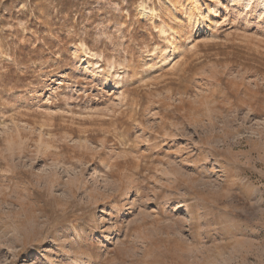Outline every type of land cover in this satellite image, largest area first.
Segmentation results:
<instances>
[{
  "label": "rangeland",
  "instance_id": "obj_1",
  "mask_svg": "<svg viewBox=\"0 0 264 264\" xmlns=\"http://www.w3.org/2000/svg\"><path fill=\"white\" fill-rule=\"evenodd\" d=\"M204 1L0 0V264H264V0Z\"/></svg>",
  "mask_w": 264,
  "mask_h": 264
},
{
  "label": "bare ground",
  "instance_id": "obj_2",
  "mask_svg": "<svg viewBox=\"0 0 264 264\" xmlns=\"http://www.w3.org/2000/svg\"><path fill=\"white\" fill-rule=\"evenodd\" d=\"M185 1V3H186V0H183V2ZM194 1H196V0H187V10L189 9V14H191V13H194L195 12V14H197L196 12H197V10L196 9H193V7H197L198 5H196V3L194 2ZM205 1L204 0H199V3L200 4H202V3H204ZM178 3V2H177ZM219 2H218V0H215L214 1V6L215 5H217L216 7H213V8H211V9H208V6H203L202 7V9L204 10V11H207L208 13H209V18L210 19H212L213 17H214V15H215V18H217L218 17V13H219V10H218V6H219V4H218ZM183 4V3H182ZM181 5V4H180ZM200 7V6H199ZM201 14V13H200ZM214 18V19H215ZM199 19H201L200 18V15H199V17L197 16V20H196V25L198 24V27H200L201 28V30L203 29V28H206L207 27V29L208 28H210V27H208L207 25H202V24H200V22H202V21H199ZM214 19H212V20H214ZM211 22V21H210ZM214 22V21H213ZM213 22H212V24H213ZM217 22V21H216ZM177 39V38H176ZM179 41V40H178ZM176 45H179L178 44V42H177V40H175V45L174 46H176ZM92 75H93V79H97V80H100V81H108V80H110V79H112L111 78V76L109 75V74H101V73H92Z\"/></svg>",
  "mask_w": 264,
  "mask_h": 264
}]
</instances>
